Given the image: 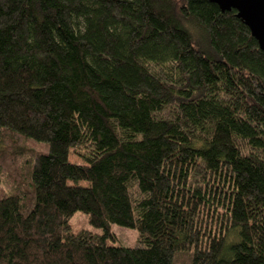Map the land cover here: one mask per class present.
Wrapping results in <instances>:
<instances>
[{
	"label": "trees",
	"instance_id": "16d2710c",
	"mask_svg": "<svg viewBox=\"0 0 264 264\" xmlns=\"http://www.w3.org/2000/svg\"><path fill=\"white\" fill-rule=\"evenodd\" d=\"M0 264H264V51L235 10L0 0Z\"/></svg>",
	"mask_w": 264,
	"mask_h": 264
},
{
	"label": "water",
	"instance_id": "95a60500",
	"mask_svg": "<svg viewBox=\"0 0 264 264\" xmlns=\"http://www.w3.org/2000/svg\"><path fill=\"white\" fill-rule=\"evenodd\" d=\"M221 11H236V16L247 26L259 48L264 51V0H209Z\"/></svg>",
	"mask_w": 264,
	"mask_h": 264
},
{
	"label": "rangeland",
	"instance_id": "374dc122",
	"mask_svg": "<svg viewBox=\"0 0 264 264\" xmlns=\"http://www.w3.org/2000/svg\"><path fill=\"white\" fill-rule=\"evenodd\" d=\"M70 161L72 162H81V160L70 154ZM80 184L86 185L85 181H80ZM70 227L72 232H78L79 230H89L95 233H102L103 229L100 227H95L89 223L88 215L82 211H76L69 219ZM109 231L113 235L106 239L108 245L112 246H123V247H132L138 239V231L133 228H128L120 226L115 223H109ZM237 238L236 234L232 232L229 236V240L233 241Z\"/></svg>",
	"mask_w": 264,
	"mask_h": 264
}]
</instances>
